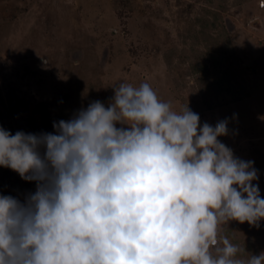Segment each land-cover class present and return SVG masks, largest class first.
<instances>
[{
  "label": "clouds",
  "instance_id": "9594fccd",
  "mask_svg": "<svg viewBox=\"0 0 264 264\" xmlns=\"http://www.w3.org/2000/svg\"><path fill=\"white\" fill-rule=\"evenodd\" d=\"M111 86L107 106L54 131L0 126V166L37 181L23 199L0 194V264H264L219 234L264 219L254 161L219 139L230 118L201 123L147 81Z\"/></svg>",
  "mask_w": 264,
  "mask_h": 264
},
{
  "label": "rangeland",
  "instance_id": "374dc122",
  "mask_svg": "<svg viewBox=\"0 0 264 264\" xmlns=\"http://www.w3.org/2000/svg\"><path fill=\"white\" fill-rule=\"evenodd\" d=\"M119 81L149 82L201 123L229 117L219 139L254 161L264 196V0H0V126L54 131L107 106ZM36 183L0 166V194L23 199ZM219 234L240 257L264 250V219Z\"/></svg>",
  "mask_w": 264,
  "mask_h": 264
}]
</instances>
